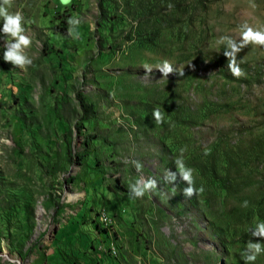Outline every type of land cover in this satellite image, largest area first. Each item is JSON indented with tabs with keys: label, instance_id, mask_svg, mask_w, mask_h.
Returning <instances> with one entry per match:
<instances>
[{
	"label": "rangeland",
	"instance_id": "374dc122",
	"mask_svg": "<svg viewBox=\"0 0 264 264\" xmlns=\"http://www.w3.org/2000/svg\"><path fill=\"white\" fill-rule=\"evenodd\" d=\"M9 11L24 17L32 64L4 59L12 38L0 31V264H245L249 243L262 248L249 264H264L253 235L264 45L237 53L235 78L221 43L239 45L245 22L264 29V0H12ZM164 61L183 75L164 76ZM68 148L87 156L69 163ZM178 160L203 192L183 195ZM55 250L66 254L53 261Z\"/></svg>",
	"mask_w": 264,
	"mask_h": 264
},
{
	"label": "clouds",
	"instance_id": "9594fccd",
	"mask_svg": "<svg viewBox=\"0 0 264 264\" xmlns=\"http://www.w3.org/2000/svg\"><path fill=\"white\" fill-rule=\"evenodd\" d=\"M60 3L64 6H67L71 3V0H60ZM11 6L12 0H0V18L3 19V27L2 29H0V31H2L5 36L12 38L11 41L7 43L8 49L5 52L4 59L6 61H10L15 67L23 69L26 65H31L32 60L30 58L26 60V56L21 54V46L23 45L24 48H27L31 45L32 41L29 36L24 34L25 29L22 24L24 17L22 13H11L9 11V8ZM72 22L73 18L70 17L67 20V23L71 25ZM79 23L80 21L77 20L76 25H78ZM240 29L241 32L239 45L231 37H221V43L227 45L223 54L228 58V70L235 78H240L245 75L244 71L236 62L237 53H239L242 48L249 43L264 45V29H254L247 22L240 25ZM69 31L74 33L73 27L70 28ZM13 40L15 41L14 43ZM158 69L164 74V76H168V74L172 72H177L179 75H183V71L178 72L167 61H164L163 65ZM148 70L151 71L150 69ZM152 115L157 123L163 122V114L158 108L153 109ZM176 163L180 179L187 184V187L182 190L183 195L190 198L191 196L196 195L199 192H203V187L199 189L194 187V179L192 175L193 170L187 167L184 161L178 160L176 161ZM165 178L167 180H175L176 173L167 172ZM144 187H155V181L150 180L147 184L144 185ZM132 191L135 192V197H142L144 195V191L142 189L133 188ZM246 204L247 202L245 201V205ZM253 235L264 236V223L258 225V231L253 232ZM248 247H255L256 252L252 255H247L246 252L241 253L242 258L245 260V264H249V262L255 261L257 254L262 251L261 245L259 244L252 245L249 243Z\"/></svg>",
	"mask_w": 264,
	"mask_h": 264
},
{
	"label": "trees",
	"instance_id": "16d2710c",
	"mask_svg": "<svg viewBox=\"0 0 264 264\" xmlns=\"http://www.w3.org/2000/svg\"><path fill=\"white\" fill-rule=\"evenodd\" d=\"M80 105H81V107L83 108V116H81V119L82 120H84L85 119V112H86V110H85V104H83V103H80ZM77 131L79 132V134H81L82 132L80 131V127L78 126L77 128ZM84 145L85 146H87L88 145V143H87V141H84ZM85 156H87V154H85V153H83V154H81V156L80 155H78L76 152L75 153H73V151L70 149V148H68V150H67V161L69 162V163H74L76 160H80V158H82V157H85ZM76 159V160H75ZM54 205H55V209L56 208H58L59 207V202L58 201H56L55 203H54ZM54 209V212H56V210Z\"/></svg>",
	"mask_w": 264,
	"mask_h": 264
},
{
	"label": "crops",
	"instance_id": "0c3cea01",
	"mask_svg": "<svg viewBox=\"0 0 264 264\" xmlns=\"http://www.w3.org/2000/svg\"><path fill=\"white\" fill-rule=\"evenodd\" d=\"M97 239V238H96ZM102 241V240H101ZM98 243L100 244V241H98ZM104 243H107V242H104ZM94 248H92V249H97V247H95V246H93ZM90 248V249H91ZM99 248H100V246H99ZM85 251H89V248L88 249H86ZM62 253H64V252H58L57 250H55L54 251V253H53V257H54V259H53V261H55V260H59L60 258H61V255H62ZM64 254H66V253H64ZM94 255V254H93ZM92 256V254H88V257L84 260V261H87V260H89L90 259V257ZM52 264H59V263H57V261L56 262H54V263H52ZM85 264H88V263H85ZM102 264H116V262L115 261H113L111 258H108V259H106V261H103L102 262Z\"/></svg>",
	"mask_w": 264,
	"mask_h": 264
},
{
	"label": "bare ground",
	"instance_id": "6f19581e",
	"mask_svg": "<svg viewBox=\"0 0 264 264\" xmlns=\"http://www.w3.org/2000/svg\"><path fill=\"white\" fill-rule=\"evenodd\" d=\"M74 196V195H73ZM39 210H41V208H39ZM101 220L104 221L105 218L101 217ZM112 252L114 253V250H112Z\"/></svg>",
	"mask_w": 264,
	"mask_h": 264
}]
</instances>
